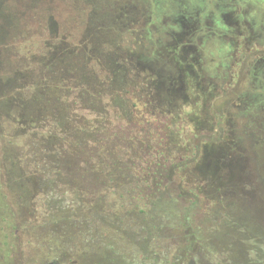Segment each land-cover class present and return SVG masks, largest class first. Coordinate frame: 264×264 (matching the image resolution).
<instances>
[{
  "label": "rangeland",
  "instance_id": "1",
  "mask_svg": "<svg viewBox=\"0 0 264 264\" xmlns=\"http://www.w3.org/2000/svg\"><path fill=\"white\" fill-rule=\"evenodd\" d=\"M153 108L161 138L180 134L156 204L200 209L194 252L167 264H264V0H0V202L18 223L0 229V264H124L56 242L47 222L60 193L34 200L29 181L42 176L29 179L28 157L38 146L53 173L48 150L64 132L127 128ZM184 229L161 234L184 242Z\"/></svg>",
  "mask_w": 264,
  "mask_h": 264
},
{
  "label": "trees",
  "instance_id": "2",
  "mask_svg": "<svg viewBox=\"0 0 264 264\" xmlns=\"http://www.w3.org/2000/svg\"><path fill=\"white\" fill-rule=\"evenodd\" d=\"M236 46L239 62L248 60L251 52L243 49L247 40L238 37ZM154 111L153 108L135 122L136 125L127 124V128L109 119L104 122L105 126L95 130V135L75 132V136L64 132L61 142L48 150L50 156L54 154L55 159L59 158L53 167L58 168L53 173L42 162L45 156L39 153L38 146L30 148L28 159L32 166L28 177L41 174L43 182L41 185L40 181H35L33 185L34 181H29L35 191L34 200L60 193L52 208H55L54 222H47V227H54L56 242L58 238H68L74 244L89 247L94 254L107 250L120 255L124 264H167L171 260L167 261V255L183 260L194 252L195 246H190L200 232L199 227L191 225V213L193 209L200 210L198 202L179 208L183 210L174 214L156 204L159 189L172 182L174 165L168 160L173 157L180 134L170 131L161 138L157 133L161 127L160 115ZM49 183L52 189L46 187ZM212 206V214L224 218L223 211L217 209L221 206L214 203ZM16 218L15 211L0 202V229L5 228L2 231L12 234L18 226ZM182 228H185L184 242L180 239L182 241L173 243V238L161 234L163 230ZM164 238L169 240L168 244ZM3 244L5 253L9 251V243ZM182 247L186 252L180 250ZM176 262L204 264L200 258L190 263ZM214 264H221L220 260Z\"/></svg>",
  "mask_w": 264,
  "mask_h": 264
}]
</instances>
